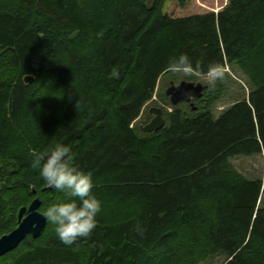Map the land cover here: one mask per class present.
I'll list each match as a JSON object with an SVG mask.
<instances>
[{
  "label": "trees",
  "instance_id": "1",
  "mask_svg": "<svg viewBox=\"0 0 264 264\" xmlns=\"http://www.w3.org/2000/svg\"><path fill=\"white\" fill-rule=\"evenodd\" d=\"M165 2L0 0V236L35 197L42 213L67 200L31 166V153L56 144L91 174L101 202L90 236L65 246L46 220L0 264H197L216 254L264 264L261 179L230 163L264 152V0L187 16ZM181 54L199 74L239 66L247 98L217 117L208 105L173 106L163 128L139 134L134 121Z\"/></svg>",
  "mask_w": 264,
  "mask_h": 264
},
{
  "label": "clouds",
  "instance_id": "2",
  "mask_svg": "<svg viewBox=\"0 0 264 264\" xmlns=\"http://www.w3.org/2000/svg\"><path fill=\"white\" fill-rule=\"evenodd\" d=\"M198 70L199 65L194 67L187 54L170 57L167 64V71L185 77L198 75ZM225 74L222 65L210 64L206 73L209 89L215 88ZM70 151L68 146L56 144L43 152L31 153V166L39 169L46 186L64 192L67 197L65 202L52 204L43 212L46 220L55 226V234L65 246H71L79 238L90 236L101 210V202L92 194L91 174L80 171L72 163ZM137 230H140L139 226Z\"/></svg>",
  "mask_w": 264,
  "mask_h": 264
},
{
  "label": "rangeland",
  "instance_id": "3",
  "mask_svg": "<svg viewBox=\"0 0 264 264\" xmlns=\"http://www.w3.org/2000/svg\"><path fill=\"white\" fill-rule=\"evenodd\" d=\"M226 3L227 0H188L185 5H180L177 0H166L164 3V11L173 16H187L207 11L217 12ZM224 69L226 73L224 79L218 81L215 88L211 89L209 94L204 95L203 101L197 102V98L192 100L201 106L208 105L214 117H217L236 101L246 99L248 91L251 89L248 76L239 66L233 64L226 66ZM182 80L207 84L206 74H198L191 77H185L182 74H175L169 71L162 74L157 81L152 98L144 104L139 117L133 123L139 134L143 133L140 131L139 126L148 122L152 117L149 113V108L152 106L162 108L164 112H170L173 106L181 108L187 113L192 112L193 106L189 102H180L172 105L165 94V90L171 82L177 84ZM230 163L237 172L246 178L261 179L262 186L258 202L259 207H264V152L260 151L250 155H237L230 158ZM225 257L224 254L210 255L197 264H223Z\"/></svg>",
  "mask_w": 264,
  "mask_h": 264
},
{
  "label": "water",
  "instance_id": "4",
  "mask_svg": "<svg viewBox=\"0 0 264 264\" xmlns=\"http://www.w3.org/2000/svg\"><path fill=\"white\" fill-rule=\"evenodd\" d=\"M32 79L31 75L26 74L23 76L25 83L31 82ZM208 88L207 84H202L201 82L193 83L182 80L177 84L171 82L167 86L165 94L172 105L180 102H189L194 109L195 106L192 100L200 98ZM149 113L152 115L151 119L139 126L140 131L143 133L156 132L165 125L164 110L162 108L152 106L149 108ZM40 204V199L35 197L28 206L19 208L17 225L0 236V255L14 249L27 235H31L34 238L40 235L46 224V218L38 210Z\"/></svg>",
  "mask_w": 264,
  "mask_h": 264
}]
</instances>
